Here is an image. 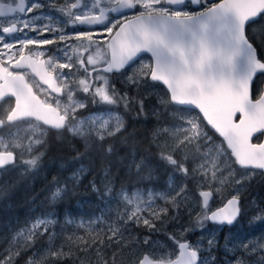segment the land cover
I'll list each match as a JSON object with an SVG mask.
<instances>
[{"label": "rangeland", "instance_id": "374dc122", "mask_svg": "<svg viewBox=\"0 0 264 264\" xmlns=\"http://www.w3.org/2000/svg\"><path fill=\"white\" fill-rule=\"evenodd\" d=\"M27 1L29 18L26 26L32 32H38L35 38L39 39V36L45 34L58 36L61 33L58 39L64 41L61 38L64 29L58 23L60 18L57 20L53 16L64 15L66 11L67 14L75 15L77 18L89 16L96 12L97 3L111 7L119 0ZM134 2L137 5V13L167 11L163 7L164 0H134ZM117 22L118 20L113 22L111 27ZM30 30L29 34L32 33ZM79 35H72L71 38L79 37ZM93 36V45L96 48L98 40L95 34ZM63 37L66 38L65 32ZM29 50L40 54L39 50L34 48L32 40ZM66 52L68 53V50ZM63 55L58 56L54 63H58ZM97 60L103 63L107 61L106 56L89 59L92 62ZM151 64L150 59L144 58L137 65L123 70L118 76L120 86L118 89L110 87L111 81L106 79L104 72L96 74L93 90L81 93H87L88 103L78 99L69 104L57 106L70 118H74L73 116L83 109L91 108L87 115L71 119L67 131L75 135L89 136L98 142L110 140L124 128L125 118L120 107L124 104V94L127 92L139 99H144L145 104L154 114L160 117L167 115L168 107L173 105L163 86L149 84ZM42 93L47 99L46 94ZM8 109L3 107L2 113ZM170 117L172 122L162 126L158 133L161 137L160 143L171 156L173 165L176 168L178 166L179 178L174 176L170 179L171 187L176 188L177 195V201L174 204L176 212L171 217L174 221L173 227L167 230V234L145 237L143 243H132L133 241L125 235L124 227L118 226L116 217L134 219L143 216L142 218L146 219L144 212L149 211L152 202L167 198L163 193H137L132 196L124 194L122 211L114 217L110 213L112 209H107L102 217L107 229L112 232L108 238L112 247L102 255L101 260L97 259V256L87 258L77 255L78 258L72 261L73 264H101L107 256L116 264L119 260L130 264L140 260L144 254H148L155 260L170 261L177 257L178 245L184 241L189 242L191 248L202 253L201 264H264V229L255 237H250L249 233L244 232L241 219L242 217L251 222L254 221V225L263 220L264 205L258 199L259 193L250 197L248 189L249 186H253L252 182L264 181V173L253 169H240L224 142L207 127L204 120L202 121L193 112L174 109L170 112ZM49 133L50 130L39 122H23L11 131L0 133V151H13L22 164L39 168L44 161L42 147L50 138ZM177 154L182 160H186L189 166L181 164ZM205 191L213 194L211 202L206 207L201 198L202 192ZM242 194H245V199ZM231 197H238L241 200L242 214L240 221L233 225L235 227L223 233L225 227L209 223L208 215ZM166 218L169 217L166 216ZM51 223L50 220L35 221L16 233L14 237L16 240H32L39 232L46 235L42 241L39 240L40 244L31 247L32 250L23 264H55L54 261L57 259L64 260L74 256L73 254L77 251L75 240L80 237V232L60 230L47 233ZM165 236L170 238L167 239ZM18 262L21 260L11 264H18Z\"/></svg>", "mask_w": 264, "mask_h": 264}, {"label": "water", "instance_id": "95a60500", "mask_svg": "<svg viewBox=\"0 0 264 264\" xmlns=\"http://www.w3.org/2000/svg\"><path fill=\"white\" fill-rule=\"evenodd\" d=\"M194 6L200 0H165L167 6ZM215 1V0H211ZM134 0H119L102 8L97 16L81 22L89 27L103 26L108 15L122 17L135 12ZM264 11V0H223L206 11L191 16L143 13L122 22L109 42L110 62L107 73H120L143 56L152 62L150 79L169 94L173 106L198 112L207 127L219 137L241 169L264 173V88L254 100L252 86L264 64L248 41L246 26ZM35 61L25 56L22 62ZM43 64V63H41ZM46 74L47 70L44 68ZM43 71V72H44ZM41 76V75H40ZM46 76V75H45ZM49 76V75H48ZM53 78L52 75H50ZM42 81L45 80L44 78ZM50 88L61 93L53 80ZM12 98L15 104L0 129L26 120L62 132L68 118L60 109L47 105L22 78L9 76L0 65V104ZM263 134L261 143L255 137ZM13 151H0V170L14 165ZM206 207L213 194L202 192ZM242 214L238 197L229 198L208 215V222L232 227ZM201 254L187 241L178 245L177 257L171 261L155 260L144 254L139 264H199Z\"/></svg>", "mask_w": 264, "mask_h": 264}, {"label": "trees", "instance_id": "16d2710c", "mask_svg": "<svg viewBox=\"0 0 264 264\" xmlns=\"http://www.w3.org/2000/svg\"><path fill=\"white\" fill-rule=\"evenodd\" d=\"M259 91L254 88L255 97ZM124 95L125 101L120 107L125 118L124 128L110 140L98 142L89 136L71 134L67 129L57 140V133L50 131L48 137H51L42 147L44 161L39 168L22 164L17 159L14 165L0 170V264L4 260L7 261L5 264L20 260L18 264L24 263L31 247L40 244L39 240L46 235L39 232L32 240L14 237L22 228L40 220L52 222L47 233L80 232V237L75 240L77 254L74 253L72 258L57 259L55 264H73L77 255L97 256L101 260L112 247L108 239L112 232L102 217L107 209H112L110 213L114 217L122 211L124 194L163 193L167 198L152 202L149 211L144 212L146 219L143 216L134 219L116 217L118 226L124 227L125 235L132 243H143L145 237L167 234L173 227L171 217L176 212L177 195L170 179L179 178L178 166L173 165L171 156L160 143L158 132L172 122L170 112L174 109L193 112L203 119L198 112L177 106H169L167 115L160 117L132 93ZM178 160L189 166L186 160L180 157ZM257 183H251L253 186H249L248 194L252 197L258 192V199L264 205V181ZM242 196L245 199V194ZM241 219L243 230L250 237L264 229V218L256 225L247 218ZM234 227H225L223 233ZM101 264L116 263L107 256Z\"/></svg>", "mask_w": 264, "mask_h": 264}, {"label": "flooded vegetation", "instance_id": "af4514ba", "mask_svg": "<svg viewBox=\"0 0 264 264\" xmlns=\"http://www.w3.org/2000/svg\"><path fill=\"white\" fill-rule=\"evenodd\" d=\"M221 1L223 0H200L199 5L197 7L194 6L192 1H187L182 7L177 8L167 6L164 0L163 7L167 11L159 13L171 16H191L202 13L207 9L211 8L212 6L220 3ZM102 8L108 7L97 3V9L94 14L89 16H81L80 18H77V16L75 15L72 16L71 14H67V11L64 15L53 16L57 20L58 18H60V21L58 23H60V27L64 29L66 35V38H64V32L62 33L61 38H63L64 41L58 39V36L61 33L58 36H51L45 34L39 36V39H36L35 35L38 36V32H32L29 27L26 26L29 18L28 1L0 0V65H2V67L9 76L22 78L27 84H29L33 88L35 94L39 98H41L45 104L50 106L57 107L59 105H66L69 104L71 101H76L78 99H81L88 103L89 99L88 96H86L87 93H81L84 91L93 90L94 76L101 72H104L106 74V79L109 82L111 81L110 84L108 82L110 87L118 89L120 87L118 76L122 71L120 73H107L104 70V67L107 66L110 62L109 42L111 37L115 34V32L118 30L123 21L143 13L136 12V5L135 12L133 14H130L132 16L124 15L122 17H114L112 15H108V21L103 26L89 27L81 22V19L85 17L99 15ZM116 20H118V22L115 23L113 27H111L112 23ZM29 30L32 32L31 34H29ZM108 31H110V33ZM77 34H80L79 37L71 38L72 35ZM94 34L96 35L95 37L98 40V47L96 48L95 45H93ZM246 36L248 41L256 49L258 60L264 64V11L259 15L257 19L247 24ZM31 40L34 43V48L39 50L40 54H35L34 52H31L29 50ZM66 50H68V53L66 52ZM65 52L66 55L64 56L63 54ZM60 55H63V57L60 58V61L55 64V59ZM103 55L106 56L107 59V61L104 63L99 62V60L95 62L89 61L90 58L93 60L94 58H103ZM25 56H29L35 61L22 62L21 64L20 62ZM144 58L150 59L148 56H143L131 65H129L127 68L137 65ZM44 68L47 70L48 74H46ZM50 75H52L53 78H51ZM44 77L45 80L42 81L43 79L41 78ZM53 80L57 83L58 88L61 90L60 94L55 93L51 90V84L49 83H51ZM148 81L149 84L160 85L159 83L153 82L150 79V74ZM254 88H258L260 90L257 97L254 96ZM263 88L264 73H261L257 75L252 86V95L254 100L258 99L261 96ZM42 92L46 94L47 99L44 98L45 95ZM139 100H142L144 103H146L144 99ZM14 104L15 101L12 98L6 99L0 104V110L2 106L9 108L8 111L6 110L3 113L0 112V119L5 120L7 118ZM89 109L91 108L83 109L77 112L73 117L79 118L81 116L87 115L88 113H90L91 110L86 113H83V111ZM67 118L68 124L69 121L71 122V119H74L68 116ZM28 121L33 120H26L12 125L5 124L4 127L0 129V133L11 131L15 128V126ZM56 133L59 136L56 135L55 138L57 140H60L61 132ZM262 139L263 134L255 137L253 142L261 143ZM138 149L140 150V148ZM200 254L201 261L199 264H201L203 258L202 253ZM140 261L141 259L137 260L134 264H139ZM6 262L7 261L4 260L1 264H5Z\"/></svg>", "mask_w": 264, "mask_h": 264}, {"label": "bare ground", "instance_id": "6f19581e", "mask_svg": "<svg viewBox=\"0 0 264 264\" xmlns=\"http://www.w3.org/2000/svg\"><path fill=\"white\" fill-rule=\"evenodd\" d=\"M50 130V129H49ZM261 173V172H260Z\"/></svg>", "mask_w": 264, "mask_h": 264}]
</instances>
